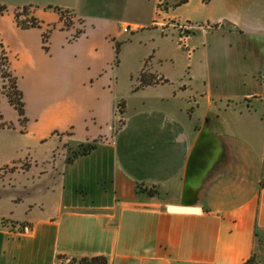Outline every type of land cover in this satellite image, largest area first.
Instances as JSON below:
<instances>
[{
	"label": "crops",
	"instance_id": "obj_1",
	"mask_svg": "<svg viewBox=\"0 0 264 264\" xmlns=\"http://www.w3.org/2000/svg\"><path fill=\"white\" fill-rule=\"evenodd\" d=\"M46 2L24 0L0 15L8 16L14 39L9 57L26 105L23 134L43 148L41 157L13 155L0 167H14L0 174L1 184L13 175L12 190L0 192L10 205L0 212V264L95 257L106 264H245L264 244V0ZM24 6L34 8L41 28L16 26L13 12ZM46 6L72 13L71 27ZM51 26L44 51L41 34ZM145 29L173 38L204 66L205 78L194 77L191 62L186 80L170 77L161 60L174 64L175 55L164 52L157 67L139 70L138 78L158 81L140 86L137 78L115 129L121 99L114 45ZM213 61L226 72L249 71V78H211ZM30 98L42 111L30 110ZM10 122L19 131L17 116ZM200 136L203 171L188 188V207L196 211H171L182 206ZM94 140L100 141L90 153L72 157Z\"/></svg>",
	"mask_w": 264,
	"mask_h": 264
},
{
	"label": "rangeland",
	"instance_id": "obj_2",
	"mask_svg": "<svg viewBox=\"0 0 264 264\" xmlns=\"http://www.w3.org/2000/svg\"><path fill=\"white\" fill-rule=\"evenodd\" d=\"M22 1L24 0H4L3 2L0 3L7 5V7L9 8V12L6 14L9 15L11 14V9L13 7L20 6L21 5L20 3H22ZM165 1L166 0H163L162 5L165 4ZM46 3H48L46 5L55 6L58 5V0H47ZM48 7L49 6H46L43 9L50 10L47 9ZM6 14L4 15L3 18H0V35H1V39L4 40L9 45L10 47L8 49L9 54L11 57H13L12 54H13V50L15 49L14 39L12 38V35L10 34L9 31V21L8 19H6L8 18ZM160 36L161 33L158 30H154V29H145L144 31L138 30L123 35L122 37L119 38L118 43H115L114 45L115 50L118 51V54H117V60L114 62V64L116 65L114 79L117 83V89H116L117 95L122 102L130 100L132 96L130 94L131 90L137 84L139 70L144 67L146 68L157 67L160 64L159 58L162 57L160 55H162L164 52H169V50H171L173 52V55H175L174 64L172 63L170 65V61L168 59L164 60L163 59L164 57L162 58L161 63L163 65V68L167 70L166 72L167 74H169L170 77L174 78L175 80L178 79L186 80L189 75L188 73L190 72L189 71L190 66L188 64L191 62V64L193 65L192 72L194 77L198 79L205 78V68L202 64H199L198 66L195 65V57L189 58L184 51L177 48L175 44V40L173 38L171 39L168 38L166 40L164 38H161ZM16 60H18V58ZM16 69L17 72L19 73V77H23L22 75H20L21 73L20 69L19 68ZM210 69H211L210 71L211 78L215 77L221 80L233 78L234 76H235L234 78H236L237 80L238 78L247 79L249 78V73H250L249 71H247L248 73L247 77H244L242 75L244 72L241 70L226 72V70L222 68V64L221 67L217 68V64H215L214 61H213V65L210 66ZM21 84L25 90L26 84L24 78ZM119 102L116 104V108H115V115H116V119L114 123L115 129L119 127L122 122L121 119L122 116L118 114L117 111ZM29 106H30V110H34V111H42L43 109V107H38V105L35 102H33L32 99L29 100ZM47 109L45 111H47ZM0 114L2 117L0 120V124H5V125L10 124L11 123L10 121L17 116L15 110L7 103L6 99L3 96H0ZM20 130L21 128H19V131ZM19 131H13L11 129H7L6 127L0 126V167L4 165L3 161L7 160L9 157L13 155L17 157H21V159H24V157L26 158L29 157L27 156V153H29L31 157L42 156L43 148H39L37 150L35 149L37 143L36 139L31 135L23 134L20 133ZM52 140L53 139H49L43 143L46 144L45 146H49L52 144L53 142ZM99 141L100 140H97V142ZM118 143L119 145L121 144V135H118ZM23 163H24L23 167H26V162L24 161ZM13 168L14 167H5V168L3 167L0 174L11 171ZM12 176L13 175L9 174L5 176V178H3L4 184L0 183V192H7V191L10 192L12 190L9 187L12 184V182H8L9 179L12 178ZM15 179H12L11 181L15 180L19 185L23 184L25 180L22 175H18V176L16 175ZM23 186H25V183ZM9 209H10V205L8 203L4 201H0V212L8 213ZM247 264H264V244L263 245H261L260 243L257 244V247L255 248V254L248 261Z\"/></svg>",
	"mask_w": 264,
	"mask_h": 264
},
{
	"label": "trees",
	"instance_id": "obj_3",
	"mask_svg": "<svg viewBox=\"0 0 264 264\" xmlns=\"http://www.w3.org/2000/svg\"><path fill=\"white\" fill-rule=\"evenodd\" d=\"M47 9H50L56 12L59 15V19L63 22L65 28L71 27L73 24L72 18L73 15L67 10H63L58 7L49 6ZM8 10V7L5 5H0V15H3ZM13 17L15 24L18 28L22 30L31 29V28H41L42 22L35 17L34 8L31 6H24L20 8H15L13 12ZM54 26L50 28H46L42 34V48L44 51H48V39L50 32ZM82 31H77L74 38H77L81 35ZM73 38V39H74ZM117 52V50H115ZM139 83L140 86L155 84L157 83V79L154 75H146L141 73L139 75ZM0 96H3L7 103L15 110L17 114V121L21 128L20 132L25 133L26 126L28 122V118L26 116L25 111V101L23 92L19 86L18 77L15 75L14 70L12 68L11 60L9 57V53L7 48L5 47L1 35H0ZM118 114L122 116L123 113V102H119L118 104ZM0 114V120H1ZM2 127H6L7 129H13L14 126L10 123L8 125L0 124ZM97 140H94L92 143H87L81 145L79 149L73 154V158L76 156H82L90 153L96 147ZM149 194H154L153 190H148ZM249 261V260H248ZM248 261L245 263L247 264ZM80 264H106L104 258L95 257L90 259H82L79 261Z\"/></svg>",
	"mask_w": 264,
	"mask_h": 264
},
{
	"label": "water",
	"instance_id": "obj_4",
	"mask_svg": "<svg viewBox=\"0 0 264 264\" xmlns=\"http://www.w3.org/2000/svg\"><path fill=\"white\" fill-rule=\"evenodd\" d=\"M204 149L203 139L200 136L195 146L191 152V155L188 160L187 170H186V178H185V190L183 194V199L181 201L182 206L180 207H169V210L176 212H194L196 209L190 208L193 204V200H189L188 188L193 186L198 179L199 174L203 171V167L199 165V158L201 157L202 150Z\"/></svg>",
	"mask_w": 264,
	"mask_h": 264
},
{
	"label": "built area",
	"instance_id": "obj_5",
	"mask_svg": "<svg viewBox=\"0 0 264 264\" xmlns=\"http://www.w3.org/2000/svg\"><path fill=\"white\" fill-rule=\"evenodd\" d=\"M178 27H179L180 29H182V30L187 28L186 26H183V25H182V26H178ZM123 32H124V33H127V32H128V26H125V27L123 28Z\"/></svg>",
	"mask_w": 264,
	"mask_h": 264
}]
</instances>
